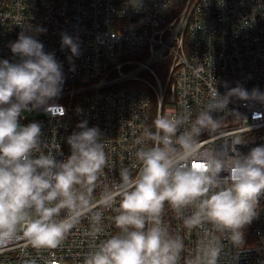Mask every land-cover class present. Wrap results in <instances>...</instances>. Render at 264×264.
I'll return each mask as SVG.
<instances>
[{
  "label": "built area",
  "instance_id": "1",
  "mask_svg": "<svg viewBox=\"0 0 264 264\" xmlns=\"http://www.w3.org/2000/svg\"><path fill=\"white\" fill-rule=\"evenodd\" d=\"M43 29L44 31H41ZM43 44L62 66L61 94L39 108L22 113L19 123L41 125V143L59 160L71 154L67 137L98 127L110 166L104 169L95 194L118 182L120 168L135 175V153L154 131L160 115L176 117L205 108L215 91L225 97L242 88L248 99L229 96L215 132H204L202 148L241 155L264 146V0H0V61L19 63L10 45L21 34ZM67 34L79 55L62 46ZM48 148H43L47 153ZM221 177L227 175L220 173ZM105 213L107 231H115ZM164 222L185 240V254L200 232L184 230L168 208ZM84 220L57 249H34L22 239L0 247V264H82L88 250ZM244 244L227 241L219 264H264V196L257 215L245 226Z\"/></svg>",
  "mask_w": 264,
  "mask_h": 264
},
{
  "label": "clouds",
  "instance_id": "2",
  "mask_svg": "<svg viewBox=\"0 0 264 264\" xmlns=\"http://www.w3.org/2000/svg\"><path fill=\"white\" fill-rule=\"evenodd\" d=\"M61 43L79 55L72 37L63 34ZM10 47L21 59L0 61V247L22 239L37 250L57 249L84 220L88 250L82 264H219L225 241L243 246V229L264 196V146L247 155L233 149L229 156L202 148L200 137L220 127L212 113L223 110L229 96L248 99L247 91L237 87L225 97L215 91L194 120L191 112L158 115L154 131L145 129L151 146L137 140L135 175L122 166L119 181L97 196L110 166L100 129L78 124L81 130L67 137L71 154L58 161L42 146L41 125L21 126L19 119L25 111L47 110L61 94L62 66L23 33ZM251 96L264 100L255 89ZM166 208L184 230L200 232L187 254L184 237L164 222ZM106 212L113 213V232L106 229Z\"/></svg>",
  "mask_w": 264,
  "mask_h": 264
}]
</instances>
